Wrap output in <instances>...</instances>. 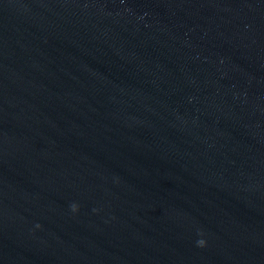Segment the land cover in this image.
I'll return each instance as SVG.
<instances>
[{"label":"water","instance_id":"1","mask_svg":"<svg viewBox=\"0 0 264 264\" xmlns=\"http://www.w3.org/2000/svg\"><path fill=\"white\" fill-rule=\"evenodd\" d=\"M0 264H264V0H0Z\"/></svg>","mask_w":264,"mask_h":264},{"label":"clouds","instance_id":"2","mask_svg":"<svg viewBox=\"0 0 264 264\" xmlns=\"http://www.w3.org/2000/svg\"><path fill=\"white\" fill-rule=\"evenodd\" d=\"M72 210H73V211H76V210H77V206H76V205H72ZM205 244H206V241L203 240V239H200V240L197 241V245H198L199 247H204Z\"/></svg>","mask_w":264,"mask_h":264}]
</instances>
